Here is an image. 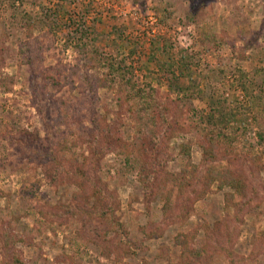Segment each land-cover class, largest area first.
Wrapping results in <instances>:
<instances>
[{"label": "rangeland", "instance_id": "rangeland-1", "mask_svg": "<svg viewBox=\"0 0 264 264\" xmlns=\"http://www.w3.org/2000/svg\"><path fill=\"white\" fill-rule=\"evenodd\" d=\"M58 5L63 6L59 11L62 18L84 16L88 24H95L105 35L98 45L128 64L132 61L125 56L130 45L125 41L130 39L131 48L137 51L132 59L134 78L155 89L158 111L165 113L166 120L182 118L185 131L165 139L161 150L153 146L151 153L164 172L179 173L188 164L201 169V135L196 124L206 104L193 99L184 107L177 92L167 88L166 75L156 60L175 58L183 49L191 57V66L184 70L181 82L199 81L206 93L210 91L208 77L219 84L217 90L222 91L227 109L240 110L237 125L241 120L248 124L244 136L248 143L235 152L237 157L244 159L247 152L260 156V168L249 183L245 199L235 195L226 201L232 190L213 186L210 193L193 201L196 194L192 187L168 221L162 218V201L144 200L137 169L116 174V164L124 162L122 154L109 151L98 164L90 162L96 148L89 133L94 126L113 133L118 130L122 142L130 147L138 127L127 116L124 97L131 93L125 86L116 84L94 92L88 82L81 81L83 69L75 70L72 80H64L78 61L71 47L62 48L61 38L44 54L43 65L62 71V87L43 88L40 79L31 85L19 51L27 32L17 19L23 12L33 17L44 16V12L56 14ZM190 5V0H0V236L5 232L26 240L7 250L0 242V264L9 262L15 250L21 264H178L180 246L176 238L186 233L194 236L189 246L209 264H264V142L259 143L256 136L264 133V0H205L196 12ZM112 28L117 31L108 34ZM38 31L34 27L33 35ZM150 46L158 48L153 61ZM93 71L85 74V80ZM55 100L70 102L82 125L56 121L58 111L45 109ZM158 111L153 110L155 114ZM163 125L158 133L165 135ZM107 138V134L102 135V142ZM181 144L190 146L189 155L180 151ZM50 153L73 159L74 165L80 163L77 165L86 175L78 182L86 186L85 194L76 184H60L65 175L56 183L44 175L40 162L50 161ZM249 168L255 170L256 166ZM94 184L104 185L106 194L112 196L108 205L118 206L115 217L127 231L122 242L113 234L107 235L108 246L118 249L117 255L102 246L100 222L76 208L94 204ZM192 185L200 188L196 181ZM250 186L260 190L254 200ZM245 200H249L248 205L237 212L235 205ZM218 227L223 238L217 233ZM227 236H232V243L224 240ZM85 237L98 240L97 245ZM221 240L233 257L217 251L215 244Z\"/></svg>", "mask_w": 264, "mask_h": 264}, {"label": "trees", "instance_id": "trees-1", "mask_svg": "<svg viewBox=\"0 0 264 264\" xmlns=\"http://www.w3.org/2000/svg\"><path fill=\"white\" fill-rule=\"evenodd\" d=\"M14 1L15 0H11L12 3ZM190 1L192 3V5L189 6L190 10L192 11L193 9V11L196 12V10L198 11L203 7L205 0ZM62 8V5H58L56 14L44 12V16L38 17H33L30 15V12H23L17 19L19 27L24 28L27 32L20 43L19 51L23 62L28 67L31 85H36V80L40 79L43 83V88L57 86V88L60 89L62 87L63 82L60 80L62 71L59 70V68L45 67L43 65L44 54L56 47L58 39L61 38L63 41L62 48L66 49L71 47L76 53L78 61L76 66L69 69L70 72H67L68 75H64V80H67V77L72 80L75 70L83 69L85 71L81 81L88 82L91 90L94 92H96L98 88H110L116 84L125 86L131 93L124 97L128 104L127 116L134 120L138 127V134L135 136L134 143L130 147L128 144L122 142L121 133L118 134V130L113 133L110 132L109 129L102 131L99 127L94 126V130L89 131V133L92 134V136L90 135V139H92V143L96 145V148L92 149L90 162L92 163L94 161L98 164L99 158L109 151L122 154L124 162L116 164V174L122 176L124 172L128 174L134 171V169H137L139 173V182L144 189V200L147 202L155 200L162 201L163 204L160 211L162 213V218L165 220L174 216V211L178 209L179 204L182 203L181 200L184 198V193L189 192L192 187V193L196 194L193 201L206 196V194L212 191L213 186L217 189H224L227 187L232 190V193H230L226 201H229L230 198L235 195L241 199H245V195L249 189V183L252 182L251 180L254 178V175L258 173V169L260 168V156H252L247 152L246 154L248 156L244 159L237 157L235 152L244 149L245 145L248 143L244 137L248 124L244 120H241L239 125H237V113H240V110L227 109L222 91L219 89L217 90L219 84L216 82L214 83L211 78L208 77L207 85L210 91L206 93V91L200 87L199 81L192 80L188 84L181 82V75L184 73V70H190L191 66L189 65L191 57L188 52L183 49L177 51L176 57L174 56L175 58H168V60L163 61L156 60L157 67L164 71L166 75L165 83L167 88L170 91L177 92V99L182 102L184 107L187 104L186 101L193 99L203 100L206 104L205 112L198 118V123L196 124V127L200 129L201 135V141L199 143L202 150L201 169L195 165L188 164V166L179 173L164 172L162 169L163 165H159L156 162V159L153 157L154 154L151 152L153 146L159 147L160 150L163 146H166L164 140H169L174 132L181 133L180 131H185V128L183 129L182 127V118L171 122L166 120L162 108L160 109L162 113L158 111L159 105L156 104L154 97L156 92L155 89L152 88L150 84H139L138 80L134 78L135 68L132 59L137 51L131 48L130 39H126L125 41L128 46L130 45L125 56L126 59L130 58L132 61L128 64L125 62V59L113 56L98 45L105 35L96 29L95 24H88L84 16H79L75 19L68 18L66 20L59 14ZM87 11L88 9H85V12ZM81 14L84 15V13ZM33 26L39 30L36 35H33ZM112 29L113 30L108 34H114V31H117L115 28ZM120 32L118 33V38ZM115 41L116 40L113 39V42ZM157 49L156 46L149 49L150 61L154 60L155 50ZM62 70L66 71L65 68ZM93 70H96L98 76ZM90 71H93V73L89 75V79L85 80V74L90 73ZM98 71H101L100 74H98ZM33 90L35 91V89ZM36 106H38V104H36ZM47 106H50V108ZM71 108L73 110H71ZM45 109H55L58 111L55 118L56 121L78 123L79 127L82 125L78 117L79 113L71 107V103L66 100L51 101L45 105ZM153 110H157L160 114H155ZM241 110L243 112L247 111L243 108ZM162 122L164 125L166 124V126L163 125V127H166L164 132L165 135H162L161 132L158 133V127L163 124ZM104 134H107L108 138L106 141L102 142L101 139ZM256 136L259 143L264 142V133L258 132ZM180 151L185 155H189L190 146L188 144H181ZM231 153H235V155L232 154L233 159L229 158ZM49 155L52 156L50 161L40 162L44 175L53 183H56L58 180L60 181L65 175V179L60 181V184H76L84 191L82 194H85L87 190L86 186L78 182L79 177H84L86 175L80 167L81 165H77L80 163L76 162V165H74L73 159L66 160L65 157H58L56 153H50ZM30 161L33 162L35 160L32 158ZM223 161H226V165L223 164ZM250 162L253 164L248 166ZM156 165L158 166L155 168ZM251 165H255L256 169L251 170L249 168ZM246 168L248 173H246ZM96 170H99V166ZM97 181L99 182L100 180L98 179ZM192 181H196V187L199 185L200 188H194L195 185H192ZM104 189V185L94 184L92 191V195L96 197L94 204L81 208L76 206V208L82 210V213L89 217L96 218V220L100 222L99 225L102 231V239H100L101 244L103 247H107L109 245V242H107L108 234H113L116 236V239L118 238L119 242H122L123 238L127 236V231L124 225L115 217V211L118 209V206L111 203L108 205V201L112 196L106 194V189ZM250 189L254 200L260 190L258 188L253 189L252 186H250ZM100 192L106 195L101 196L99 195ZM96 194H98L99 197ZM77 198L80 199V196L78 195ZM188 201L192 202V199ZM247 201L249 202V200H245L235 205L236 209L238 208L237 212H239L244 205H248ZM184 209L185 206H181V210ZM68 212L72 214L70 211ZM233 220L236 221L235 218ZM156 228L158 229V226ZM205 229L207 230L208 228ZM159 230L158 233L160 234L161 229ZM217 233L222 238L224 237L219 227ZM193 238L194 236L190 233L180 234L176 238V242L180 246L178 264H209L204 260L201 254L195 252L189 246V241ZM85 240H87V242H95L93 239L90 240V237H85ZM224 240L227 241L228 244L233 242L232 236H227ZM24 241L26 240L21 239L19 236L8 235L5 232L0 236V242L6 250L10 246H14L17 243H24ZM95 243L97 245L98 240H96ZM103 243L107 244L103 245ZM215 245L217 251L224 253L228 257H233L234 254L232 251L224 248L223 240L217 241ZM108 247L112 255H117L118 249H114L113 246ZM4 263L21 264L17 251H13L10 261H5ZM230 264H233V262L230 261Z\"/></svg>", "mask_w": 264, "mask_h": 264}]
</instances>
